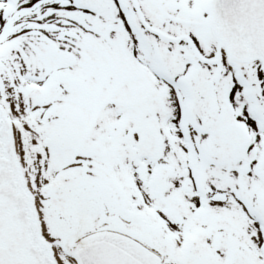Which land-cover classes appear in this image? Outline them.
<instances>
[{"label": "snow or ice", "instance_id": "1", "mask_svg": "<svg viewBox=\"0 0 264 264\" xmlns=\"http://www.w3.org/2000/svg\"><path fill=\"white\" fill-rule=\"evenodd\" d=\"M0 264H264V0H0Z\"/></svg>", "mask_w": 264, "mask_h": 264}]
</instances>
